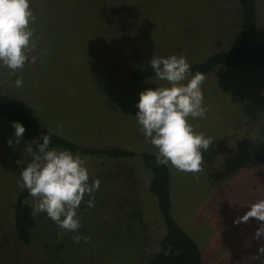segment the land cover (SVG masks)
<instances>
[{
  "label": "rangeland",
  "instance_id": "obj_1",
  "mask_svg": "<svg viewBox=\"0 0 264 264\" xmlns=\"http://www.w3.org/2000/svg\"><path fill=\"white\" fill-rule=\"evenodd\" d=\"M257 2L264 43V0ZM30 7L37 17L31 26L41 39L21 71L11 75L0 67V90L20 96L46 129L81 148L156 155L137 124L136 105L142 91L169 85L155 78L136 81L135 69L150 67L154 55H183L200 63L241 40L236 0H30ZM42 50L47 54L32 63ZM205 76L203 103L209 111L204 118L187 119L214 143L202 151L198 174L168 165L173 215L205 264H264V257L252 259L264 245V235L254 238L262 222L234 223L249 204L264 198V166L251 156L252 147L264 143V75L250 63L220 66ZM17 77L23 78L22 88L14 86ZM14 132L0 119V264H150L166 229L149 192L151 173L138 156L80 155L89 183L101 182L94 207L87 206L86 195L77 211L80 229L61 238L62 230L41 213L35 216L33 243L21 245L13 212L22 191L20 171L32 154L24 138L9 146ZM75 235L90 242L74 243Z\"/></svg>",
  "mask_w": 264,
  "mask_h": 264
},
{
  "label": "clouds",
  "instance_id": "obj_2",
  "mask_svg": "<svg viewBox=\"0 0 264 264\" xmlns=\"http://www.w3.org/2000/svg\"><path fill=\"white\" fill-rule=\"evenodd\" d=\"M37 17L30 7V0H0V67L9 70L11 75L21 71L29 62V53L36 51L41 39L31 26ZM47 52L42 50L39 56L33 55L31 62ZM155 79L166 82L169 86L149 88L140 93L136 107V121L140 126L146 141L156 150L157 162L161 165H171L176 170L193 175L203 171L202 151H207L214 142L204 133H196L188 122L204 118L209 109L204 105L202 85L205 74L191 72L186 57L171 55L167 58L153 56L150 61ZM23 78L14 81L16 88L23 87ZM42 110V109H41ZM62 125H57L61 127ZM15 129L13 139L7 143L15 147L23 139L25 127L18 121L12 122ZM42 142L33 140L35 151L28 148L32 161L20 171L22 180L18 182L21 190H27L32 197V215L46 213L64 233H76L80 229V219L77 211L87 195L88 207H94L95 192L99 190L100 180L89 183V172L86 161L79 154L70 150L50 148L51 137L44 134ZM17 164H23L18 160ZM232 205L240 203H230ZM243 206V204H241ZM249 209L243 216L234 220L235 224L248 223L255 218L260 223L254 238L260 240L264 235V198L249 204ZM90 237L75 235L74 243L90 242ZM264 257V245L258 249V254L252 259Z\"/></svg>",
  "mask_w": 264,
  "mask_h": 264
},
{
  "label": "trees",
  "instance_id": "obj_3",
  "mask_svg": "<svg viewBox=\"0 0 264 264\" xmlns=\"http://www.w3.org/2000/svg\"><path fill=\"white\" fill-rule=\"evenodd\" d=\"M242 15L240 43L224 52L210 55L200 63L190 64L191 72L212 73L220 66L243 67L254 63L264 75V43L258 35V2L257 0H236ZM114 10V6H110ZM109 7V8H110ZM108 9V7H107ZM136 81L155 78L150 67L137 68L133 73ZM0 119L10 123L18 121L25 127L23 138L35 151L33 140H40L44 134L51 137L50 148L70 150L74 154L88 157L104 156L113 160L134 159L138 156L143 166L150 171L149 192L157 200L166 233L159 244V252L150 264H205L202 252L194 239L183 230L173 215L172 174L169 166L157 162L155 154L126 151L120 148H81L76 143L61 137L45 128L20 96L4 93L0 90ZM254 162L264 166V143L256 144L251 149ZM31 198L28 191L22 190L14 206V224L18 240L23 246H30L35 237L36 217L32 215Z\"/></svg>",
  "mask_w": 264,
  "mask_h": 264
}]
</instances>
